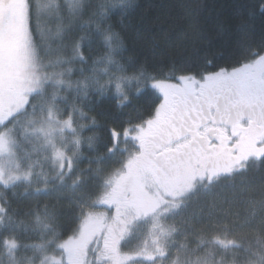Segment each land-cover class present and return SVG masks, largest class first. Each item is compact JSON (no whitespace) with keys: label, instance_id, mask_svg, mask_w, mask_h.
<instances>
[{"label":"snow or ice","instance_id":"obj_1","mask_svg":"<svg viewBox=\"0 0 264 264\" xmlns=\"http://www.w3.org/2000/svg\"><path fill=\"white\" fill-rule=\"evenodd\" d=\"M134 7L0 0V264H264V0L167 66Z\"/></svg>","mask_w":264,"mask_h":264},{"label":"trees","instance_id":"obj_2","mask_svg":"<svg viewBox=\"0 0 264 264\" xmlns=\"http://www.w3.org/2000/svg\"><path fill=\"white\" fill-rule=\"evenodd\" d=\"M253 0H135V7L124 17H116L113 22L127 45V54L134 58L135 63L145 61L149 66L162 63L165 66L173 59L181 56L194 46H200L193 29L198 28L206 33L208 39L213 40V51L225 53L227 50L222 41L214 39L216 24L225 21L229 27L241 4H248ZM199 5V10L194 6ZM260 19L255 21L259 31ZM218 63H231V59L218 60ZM103 107L112 120H119V116H112L114 108L105 101ZM144 107L148 105L145 103ZM84 166V165H82ZM194 211L217 212L220 208H210L208 203L201 202L194 206Z\"/></svg>","mask_w":264,"mask_h":264},{"label":"rangeland","instance_id":"obj_3","mask_svg":"<svg viewBox=\"0 0 264 264\" xmlns=\"http://www.w3.org/2000/svg\"><path fill=\"white\" fill-rule=\"evenodd\" d=\"M132 231H133V233H134V235H133V239L135 240V239H138V237L135 235V233H137V232H141V233H143V225H133L132 226ZM133 243H135V241H133ZM92 258V254L90 253L89 254V259H91Z\"/></svg>","mask_w":264,"mask_h":264}]
</instances>
